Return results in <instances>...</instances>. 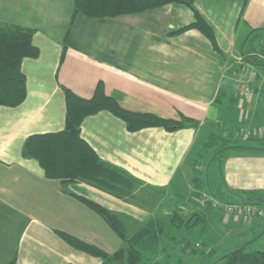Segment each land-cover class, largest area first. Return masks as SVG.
<instances>
[{
    "label": "crops",
    "instance_id": "crops-1",
    "mask_svg": "<svg viewBox=\"0 0 264 264\" xmlns=\"http://www.w3.org/2000/svg\"><path fill=\"white\" fill-rule=\"evenodd\" d=\"M73 2L0 0V25L31 29L39 48L36 58L23 63L25 101L13 108L0 107V264L13 259L14 264H47L52 257L57 259L53 264H100L101 259L75 249L57 233L64 231L103 246L97 240L108 237L111 229L69 191L117 214L130 223L132 234L142 227L153 232L154 218L167 198L186 201L182 205L185 214L202 213V205L188 198L195 191L192 164L210 128L223 127L249 147L227 150L222 161L211 159L218 162L220 193L233 195L235 201L226 202L252 201L263 210L264 66L244 57L260 50V45L254 47L255 38L264 39V0H193L212 28L219 51L195 28L175 32L193 19L185 4L187 10L175 3L161 7L166 16L183 14L186 21L180 24L163 19L161 8L100 21L74 15ZM242 71L246 72L244 81L235 74ZM99 81L125 110L197 123L176 130L154 126L129 131L108 111L81 123V136L102 161L139 181L137 191L143 188L160 197L157 210L145 199L124 201L83 182L72 189L47 178L38 162L23 153L29 135L64 128V88L90 98ZM236 127L242 131L237 133ZM249 131L263 137L252 138L255 133L244 138ZM201 194L222 200L208 194L206 186ZM217 212L208 213L216 217ZM227 216L237 235L250 236L244 244L264 251V213L257 221ZM22 221L27 225L13 235L11 226L16 231ZM20 246L24 255L17 258ZM179 249L187 251L183 245Z\"/></svg>",
    "mask_w": 264,
    "mask_h": 264
},
{
    "label": "trees",
    "instance_id": "trees-1",
    "mask_svg": "<svg viewBox=\"0 0 264 264\" xmlns=\"http://www.w3.org/2000/svg\"><path fill=\"white\" fill-rule=\"evenodd\" d=\"M170 3L185 4L193 12L192 21L175 32L195 28L209 40L215 51H219L212 28L195 9L193 0H74L73 8L74 15L80 13L89 18L104 21L130 17ZM253 39L251 37L249 40ZM257 52L254 50V53ZM38 55L39 48L34 41L32 30L20 26L0 25V107L13 108L24 102L27 96V86L23 63L26 59L36 58ZM244 59L254 65L264 66V61L256 55L251 54L245 56ZM64 99V128L54 132L29 135L23 143V153L38 162L47 178L60 180L64 184L84 181L115 198L129 202L136 199V190L141 183L125 171L98 157L95 150L80 134L83 120L100 111H108L120 118L129 131L154 126L176 130L197 124L186 118L175 121L151 113L125 110L113 96L105 93L101 81L96 84L90 98L79 97L71 90L64 88ZM207 137L214 139L215 147L210 149L213 147L211 146L212 140H206L197 151L191 168L194 173L192 182L195 191L188 199L195 205H200L195 201V195H200L204 189V180L195 175L197 158L210 154L208 161L213 158L222 161L229 149L249 148L241 145L230 133H216L210 130ZM203 149H210L213 152H203ZM69 193L99 214L114 233L123 240L125 246L110 253L96 244L58 230L57 233L68 244L77 250L100 258V264H147L143 257L142 246L152 244V238L155 236L153 234L149 237L152 233L149 227H143L129 235L126 232L127 225L117 214L86 196L71 191ZM245 203L255 204L252 201ZM205 205L206 207L204 205L202 207H205L202 213H195L198 217L194 223L197 224L200 220L207 221L208 212L214 208L208 202ZM173 214V218L182 220V216L175 212ZM183 248L185 250L191 248L192 252H196L195 246L191 247L189 241H185ZM220 261L223 264H264V251H248L242 246L224 254ZM10 264H14V260H11Z\"/></svg>",
    "mask_w": 264,
    "mask_h": 264
},
{
    "label": "rangeland",
    "instance_id": "rangeland-1",
    "mask_svg": "<svg viewBox=\"0 0 264 264\" xmlns=\"http://www.w3.org/2000/svg\"><path fill=\"white\" fill-rule=\"evenodd\" d=\"M175 6H179L180 8H182V10H187L186 9L187 7H185L183 4L175 3ZM163 10L164 8L160 9V12H162L160 16L163 19L167 20L168 18H171L172 20L175 21V23H180V24L185 23L186 20L183 14H180L178 12L177 15L175 13H172L166 16L163 13ZM259 40L261 41L263 39L260 37V38H255L253 40L254 47H257L258 45H260ZM250 53L253 54L254 51ZM226 126L228 125L226 124L225 127ZM235 129L237 133L238 132L240 133L242 131L241 128L236 127ZM210 130L216 133H220V132L227 133L223 127H221L220 130L218 129V127L210 128ZM249 132H251L249 134V137L250 136L252 137V135L256 133L255 131H249ZM261 137L263 136H261V133L257 131L255 136H253L252 138H261ZM208 139L212 140L211 146L213 147L210 149H213L215 147L214 139L207 137V140ZM210 149L208 150L203 149V152H213ZM209 157H210V154H206V156L201 155L197 158L195 162L196 164L195 165L196 167L195 175L198 176V178L204 180L203 181L204 189L206 186V192L208 194H211L215 198H218V199L220 198L223 201H235L233 198V195H230V194L225 195V194L220 193L222 188L220 185V173H218L219 172L218 162L216 160L208 161ZM80 182L86 183L84 181L66 182L65 186H73L71 187L73 189L74 186L76 187V184ZM136 195H137L136 199L137 198L139 200L145 199V201L143 200V202H147V204H151L152 208L153 209L155 208V210H157L158 205H159L158 202H160V199H159L160 197L154 196L153 193L146 191L143 188L142 189L140 188L138 191L136 190ZM202 196L203 195L200 193V195H197V196L195 195L194 197L195 201L200 205L202 204L201 202L204 200ZM171 199L172 200H170V198H167L166 202H162L163 206L160 209V213L157 212L158 214L154 218L152 227H153V232H155V236L154 238H152V241H151L152 244H148L146 245V247L142 246L143 257L145 258V261L147 262V264H223L220 261L221 257L224 254L233 251L234 249L241 248L243 246L248 251L255 250L250 246L252 244H248V243L244 244L245 241L250 239L249 235L245 236V235L236 234V230H233L235 226L232 220L229 218V216H227V214L225 215L222 211L216 209L221 215L217 212L218 214L215 217L212 213H208L207 221L205 220L204 222L200 220V222L196 224L194 223V221L197 220L198 216L194 212L191 214L184 213L185 210L182 205L183 203H187V202L180 198L179 200H176L174 197ZM204 206L206 207L205 204ZM171 209L172 211L174 209L177 215L182 216V220L173 218L174 216L171 212ZM167 210H168V213H167ZM230 216L232 217V215ZM251 217L253 218L252 221H257L256 218L258 217L260 218V216H254V217L250 216V218ZM237 218L246 219V217L244 218L243 216L242 217L236 216L235 220ZM249 221L251 222V220ZM249 221H245V223H249ZM27 223H28L27 221L20 222L18 226V230L16 231H14L11 226L10 232L13 235L14 234L16 235L18 231L20 230V233H21V230L23 229V227L27 225ZM126 225H127V230H126L127 234L132 235L133 231L131 230L130 223H127ZM204 229L206 230L204 231ZM110 230L111 229L109 228L108 237L107 236L106 238L103 237V239L101 240L99 239L97 241H99L98 243L103 245L100 247H102L103 249H105L106 251L110 253H113L119 248L125 246V243L119 236H117L116 234L113 233L112 230L111 231ZM205 233L206 234L209 233V234L206 235ZM212 234H214V237H215L213 239H212L213 237ZM9 238L11 240V237ZM185 241H189L191 247L192 245L195 246L196 252H192L191 248H189L186 252L180 251L179 248L181 247V245L184 246ZM196 242L197 244L195 245ZM8 250H12V249H9V247H6V251ZM16 252H17V258H20V256L24 255L23 253L24 247L20 246L19 250ZM56 260H57L56 258L52 257L51 262L49 261L47 262V264H51L53 261H56Z\"/></svg>",
    "mask_w": 264,
    "mask_h": 264
},
{
    "label": "built area",
    "instance_id": "built-area-1",
    "mask_svg": "<svg viewBox=\"0 0 264 264\" xmlns=\"http://www.w3.org/2000/svg\"><path fill=\"white\" fill-rule=\"evenodd\" d=\"M252 54V53H251ZM253 55H256L261 60L264 61V39L260 41V50L257 53H253ZM235 74L238 76V80L244 81L246 77V72H235ZM245 91L248 90V88H244ZM236 91L240 92L241 87L236 86ZM251 132H248L244 135V138H248L249 134ZM254 134V133H253ZM204 200L201 202V205H204L205 203L211 204V206L214 209L222 211L225 215H232V216H261L263 214V210L258 206L257 204L252 203H243V202H226L217 200L214 198H208L204 195L202 196Z\"/></svg>",
    "mask_w": 264,
    "mask_h": 264
}]
</instances>
